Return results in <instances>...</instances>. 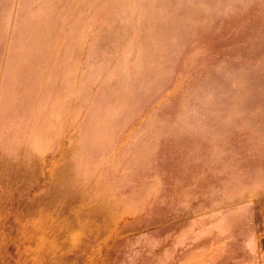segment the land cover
Segmentation results:
<instances>
[{"label": "rangeland", "instance_id": "obj_1", "mask_svg": "<svg viewBox=\"0 0 264 264\" xmlns=\"http://www.w3.org/2000/svg\"><path fill=\"white\" fill-rule=\"evenodd\" d=\"M0 264H264V0H0Z\"/></svg>", "mask_w": 264, "mask_h": 264}]
</instances>
